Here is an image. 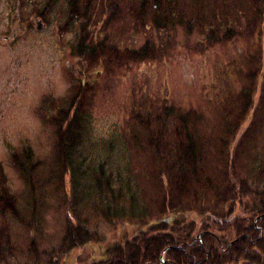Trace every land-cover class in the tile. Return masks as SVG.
<instances>
[{
	"label": "rangeland",
	"instance_id": "1",
	"mask_svg": "<svg viewBox=\"0 0 264 264\" xmlns=\"http://www.w3.org/2000/svg\"><path fill=\"white\" fill-rule=\"evenodd\" d=\"M109 1L116 0H92L87 11L69 15L68 0H0V191L14 198V209L0 214V233L10 237L14 252L0 264L104 260L115 244L143 229L141 223L102 219L89 203L74 213L67 175L62 187L51 179L56 128L50 120L74 99L95 137L138 129L135 113L155 119L172 107L197 115L209 168L219 165L216 145L224 126L243 110L233 145L223 154L235 157L237 147L236 163L247 165L255 155L264 160V13L261 23L242 22V31L249 29L242 36L206 42L197 32H161L137 23L133 0H121L106 24L115 7ZM249 17L254 19L250 10ZM146 42L152 58L126 55ZM25 150L32 159L22 171L17 159ZM130 158V173L139 180L144 157L134 152ZM70 223L90 238L62 252L59 241Z\"/></svg>",
	"mask_w": 264,
	"mask_h": 264
},
{
	"label": "trees",
	"instance_id": "2",
	"mask_svg": "<svg viewBox=\"0 0 264 264\" xmlns=\"http://www.w3.org/2000/svg\"><path fill=\"white\" fill-rule=\"evenodd\" d=\"M91 1L68 0L69 15L82 7L87 11ZM119 2L109 1L108 6L115 7L106 24L118 13ZM130 9L144 27L161 32L180 28L214 42L249 31L247 25L242 31L243 21L261 23L264 0H133ZM125 53L132 60L154 56L147 42ZM79 105V98L70 101L50 120L56 128L51 179L62 187L67 175L74 213L89 203L102 219L143 226L132 239L109 249L104 260L82 264H264V160L255 155L247 165L236 163L237 147L235 157L223 154L235 139L243 110L224 126L225 137L221 135L216 145L219 165L209 168L204 163L200 118L189 111L167 107L155 119L135 113L138 129L130 126L128 132L113 130L109 137H95L92 122ZM134 152L145 161L137 173L139 180L130 173ZM22 158L17 164L27 171L24 164L31 162V152L25 150ZM0 201V214L14 209L13 196L0 191ZM89 238L86 229L70 223L59 251ZM30 245L32 254L36 241ZM13 252L10 237L0 233V259Z\"/></svg>",
	"mask_w": 264,
	"mask_h": 264
}]
</instances>
